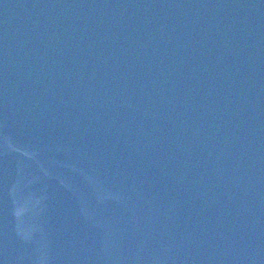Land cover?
<instances>
[{
  "label": "water",
  "instance_id": "1",
  "mask_svg": "<svg viewBox=\"0 0 264 264\" xmlns=\"http://www.w3.org/2000/svg\"><path fill=\"white\" fill-rule=\"evenodd\" d=\"M0 264H264V0H0Z\"/></svg>",
  "mask_w": 264,
  "mask_h": 264
}]
</instances>
